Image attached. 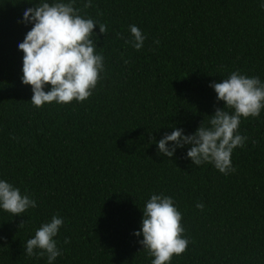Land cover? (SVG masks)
Wrapping results in <instances>:
<instances>
[{"label": "trees", "instance_id": "trees-1", "mask_svg": "<svg viewBox=\"0 0 264 264\" xmlns=\"http://www.w3.org/2000/svg\"><path fill=\"white\" fill-rule=\"evenodd\" d=\"M42 2L70 0H0V180L37 205L19 216L0 209V264H48L23 245L53 215L63 219L53 264H151L133 233L153 194L172 197L189 240L169 264H264V109L241 118L248 139L227 176L194 165L191 145L171 158L157 145L175 128L208 126L224 106L211 82L239 70L264 83L261 0H91L87 9L75 0L82 17L107 25L92 35L104 70L85 101L37 108L18 44L32 27L24 10ZM129 25L146 37L139 50L125 42Z\"/></svg>", "mask_w": 264, "mask_h": 264}, {"label": "clouds", "instance_id": "clouds-1", "mask_svg": "<svg viewBox=\"0 0 264 264\" xmlns=\"http://www.w3.org/2000/svg\"><path fill=\"white\" fill-rule=\"evenodd\" d=\"M74 3L75 0L69 3L42 2L23 12L20 22L32 24V27L18 44L24 54L21 79L23 84L31 86L33 95L30 101L37 108L45 103L85 101L92 95L104 70L103 56L96 54L97 44L92 35L96 25H99L101 34H106L107 25L82 17V9L74 7ZM83 7H91V0H87ZM260 7L264 8V0H261ZM129 29L133 40L125 42L141 49L146 37L136 25H129ZM48 85L50 90L45 91ZM210 87L214 89L217 101H223L224 106L215 108L208 126L201 122L192 134L186 135L182 128L165 133L157 142L158 154L171 158L178 147L191 145L186 156L194 165L211 163L227 176L236 171L231 161L233 149L244 147L248 139L238 133L241 118L258 117L264 109V83L258 77H248L237 70L227 79L211 82ZM36 206V201L29 195H22L19 188L0 180V209L19 216ZM196 207L203 210L204 205L197 203ZM142 210V227L133 234L137 237L142 234L143 239L138 243L154 257L151 264H169L173 255L183 254L189 244L182 235L185 232L181 225L182 214L172 197L162 194L151 195ZM62 224L63 219L53 215L50 222L43 223L26 241L23 253L28 257L46 255L48 264H53L62 255L54 239ZM69 242L65 238L64 243Z\"/></svg>", "mask_w": 264, "mask_h": 264}]
</instances>
